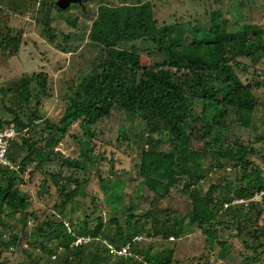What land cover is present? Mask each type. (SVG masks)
Instances as JSON below:
<instances>
[{"label":"rangeland","instance_id":"rangeland-1","mask_svg":"<svg viewBox=\"0 0 264 264\" xmlns=\"http://www.w3.org/2000/svg\"><path fill=\"white\" fill-rule=\"evenodd\" d=\"M56 2L28 0L21 9L22 1H19L17 7L21 10L15 8L16 11L0 4L1 8L11 13L9 24L24 30L19 53L10 58L0 56V87L7 89L26 75L34 78L31 84L32 98L27 109L28 113L37 110L42 117L37 120L31 133L32 141L37 146H44L45 141L41 138L47 132L46 122L58 123L74 99L84 98L90 79L118 51L128 49L139 53L141 69L136 71L139 76L149 67L164 66L170 56L159 52L158 42L164 39V33L170 26H173V30L172 35L166 38L167 44L173 43L179 49L192 47L193 42L214 38L211 31L212 14L221 9L224 18L236 24L237 29L243 30L251 24L257 26L260 32L258 43L264 45V0H84V6L72 4L66 9L59 8ZM18 11L26 13L22 15ZM48 18L50 26L47 25ZM48 29L55 34V41L49 38ZM66 36H70L69 41H66ZM259 55L257 62L253 57L237 58L241 66H235V69L239 78L252 86L256 106L251 126L241 133L236 128V136L244 146L250 145L251 151L245 159L252 162L253 167L261 169L264 181V51L260 50ZM183 72L179 71L181 80L184 79ZM38 75L46 78L45 90L36 84ZM257 81H262V86H257ZM8 103L13 105V99ZM0 106L3 107L1 99ZM206 112L197 109L194 112L192 125L200 129L204 138L200 141L195 139L194 144L200 147L204 141L215 143L217 139L218 144L226 148L229 143L224 139L229 136V131L223 130L220 125L211 131L204 130L208 122H213L214 115L222 119L223 114L220 110ZM227 114L229 124L235 117L231 106ZM93 132V136L86 135L80 121L76 122L62 142L53 149L54 154L46 165L39 167V160L35 159L24 171L19 164L28 154L27 146L22 139L15 141L13 150L17 154H14L16 164L13 170L17 173L13 175L11 172L10 176H17L14 188H18L21 196L25 197L26 205L24 209L18 210L11 208L8 202L2 203L0 199V232H3L6 240L11 235L18 237L17 245L0 250V264H47L48 255L40 246L44 236L34 235L38 233L37 230L35 233L37 228L42 227L46 234L58 230L64 224L70 233L80 224L79 230L85 232L96 228L102 219L105 224L102 232L107 236L115 230L110 223L111 218H135L140 215L141 220L148 210L160 211L161 208L184 217L181 237L178 240L171 238L176 244L172 264H264V232L259 233V239H252L251 245H262L258 247L257 259L253 258L255 251L251 247L247 249L243 244L244 238L247 239L252 231L254 234L256 230L264 228V193L252 199L256 204L250 210L249 207L243 209V224L237 229L232 224V214L226 211L228 205L223 207L218 203L220 194L224 196L229 193L226 190L233 191L245 184L241 183L242 170L234 167V160L226 159L223 163L222 159L219 165L212 161V154L203 155L204 163L210 161L213 165H208V171L198 183V189L213 198L212 208L217 213V219L230 226L224 227L218 222L211 225L210 231L216 229L214 239L210 232L204 233L200 226L190 223L189 199L177 187L162 199L142 182L139 168L143 151L149 146L147 140L157 136L148 133L147 126L142 124L138 115H129L115 109L110 117L94 126ZM167 142L166 138L159 142L157 140L160 150ZM68 161L75 162L74 167L67 165ZM70 176L83 183L82 189L80 194L60 206L58 204L63 199L61 192L67 185L66 177ZM186 181L187 176H183L179 186L182 187ZM0 183L6 186L8 182L0 178ZM73 185L68 182V188H73ZM213 185L215 187L211 191ZM157 197L160 201L155 202ZM240 202L245 201L236 199L234 203ZM249 202H245V205ZM141 222L146 223L147 228L156 224L153 218L148 223L146 219ZM138 237L135 238L137 242L134 248L130 250L126 246L128 252L123 257L124 264H142L146 259L144 253L152 244L154 251L169 246H163L162 239L150 237L146 232ZM36 238L37 243L32 245L31 241ZM86 238L78 237L75 245L88 241L90 244L87 251L95 253L97 246L102 250L106 244L103 237L100 241ZM214 240L219 245L220 242H226L230 249L220 252L225 245L215 246L212 243ZM111 253L112 257L107 264L122 263L118 258L121 256L114 249ZM53 262L60 263L57 257H53Z\"/></svg>","mask_w":264,"mask_h":264},{"label":"trees","instance_id":"trees-1","mask_svg":"<svg viewBox=\"0 0 264 264\" xmlns=\"http://www.w3.org/2000/svg\"><path fill=\"white\" fill-rule=\"evenodd\" d=\"M10 15L11 13H8L6 9L0 7V56L4 58H10L19 53L24 35L22 28L16 29L9 24ZM212 22L213 39L199 40L200 42H193L192 47L180 49L173 43H166V38L172 35L173 26L167 28L164 39L158 42V50L163 54L167 53L170 59L164 62V66L158 65L145 69L140 76L136 73L137 69H141L139 53L128 49L118 51L113 59L107 61L103 69L97 71L90 79L86 85L84 98L74 99L58 123L46 122L47 135L41 138L45 141L44 146H37V143L32 141L31 135L28 138H20L28 150V154L21 159L20 169L24 171L35 159L39 160V167L46 165L54 154L53 149L62 142L76 122L80 121L86 135L93 136L94 126L110 117L115 109H120L129 115H138L142 124L147 126L148 133H155L157 136L155 139L147 140L149 146L143 151L139 168L142 182L162 199L170 194L174 187H177L181 194L189 199L190 223L200 226L204 233L210 232L214 239L216 229L210 231L211 225L218 222L224 227L230 226L217 219V213L212 208L213 198L204 195L198 189V183L205 178L208 165L212 164L210 161L207 164L204 163L203 155L212 154L213 160H211L219 165L222 159L223 163L226 159L234 160V167L242 170L241 183L245 182V184L233 191L226 190L229 193L224 196L220 194L218 203L223 207L228 205L226 211L232 214V224L236 229L240 228L243 224V209L249 207L250 210L256 204L252 199L257 194L264 193V181L261 169L253 167V163L245 159L250 145L244 146L236 136L238 133L236 128L241 133L251 126L256 99L251 90L252 86L245 84L239 78L235 66L240 68L241 62L237 58L242 56L253 57L257 62L260 58V50L264 51V45L258 43L260 32L257 26L251 24L246 25L243 30L237 29L236 24L224 18L221 9L213 12ZM47 25L50 26V18L47 19ZM120 30H122L121 27ZM47 34L52 41H55L56 36L50 29L47 30ZM66 39L69 41L70 36H66ZM153 39L157 43L154 37ZM181 70H184L183 80L179 76ZM33 79L26 75L7 89L0 87V99L3 104L2 108L0 106V128L12 124L19 130L29 128L32 133L37 120L42 118L37 110L28 113L27 109L32 98ZM36 84L45 90L46 78L38 75ZM262 84V81L256 82L259 87ZM10 99H13V105L8 103ZM230 106L235 112V117L227 124V111ZM196 109L203 113H207L208 110H220L223 114L222 119L217 118V114L214 115L213 122H208L204 130L211 131L220 125L223 130L229 131V136L224 139L229 143L226 148L224 145H219L217 139L215 143L204 141L200 147H198L199 144H194L195 139L204 140L200 129L192 125ZM164 138L168 142L160 150L157 140L159 142ZM17 140L11 143L7 153V157L13 164H16L14 154L17 152L13 150V146ZM145 147L144 145L143 148ZM74 164L75 162H67V165L71 167H74ZM76 165H79V162H76ZM11 172L14 175L16 170L0 165V178L3 182H8L6 186L0 183L2 185L0 199L2 203L8 202L11 208L24 209L26 199L21 196L18 188H14L17 176H10ZM183 176H187V181L181 187L179 183ZM66 178L67 185L62 189L63 199L58 204L60 206H64L66 200L80 194L83 185L73 176ZM68 182L74 183L73 188H68ZM212 187L215 185L211 186V191ZM160 198L155 202L160 201ZM236 199L245 202L250 200V202L246 206L245 202L234 203ZM157 210H148L141 220H139L140 215L136 216V219L133 216H124L122 219L111 218L110 223L115 230L107 236L102 232L105 226L102 219L91 231L79 230L81 225L78 224L77 229L68 233L67 227L61 224L58 230L46 234L42 227L37 228L35 233L36 230L38 233L34 235L44 236L40 246L41 250L48 255L47 264H54L53 257L59 259V264H107L112 257V249L121 256L118 257L122 261L120 264H124L123 257L128 250L126 253L119 252L126 249V246H129L130 250L134 248V243L137 242L135 238L146 232L150 237L162 239L163 246L166 244L169 246L154 251L155 247L152 244L144 253L146 259L142 264H172L176 244L171 238L178 240L181 237V224L184 217L169 213L167 209ZM235 212L240 214L236 215ZM151 218L156 224L147 228V224L141 221L146 219L148 223ZM1 219L0 217V222H2ZM229 222L231 221L227 223ZM260 232H264V228L256 230L254 234L252 231L248 238L243 240L247 249L251 247L255 251L254 259H257L258 247L262 245H251V243L252 239H259ZM80 236L92 238L94 241H100L103 237L106 244L102 246V250L100 246H97V251L91 253V250L87 251L90 244L87 240L85 243L75 245V241ZM17 240L16 235H11L6 240L3 232H0V250L17 245ZM34 240L31 241L32 245L37 243L38 238ZM212 243L215 246L225 245L220 252H227L230 249L226 242H220L219 245L214 240Z\"/></svg>","mask_w":264,"mask_h":264},{"label":"built area","instance_id":"built-area-1","mask_svg":"<svg viewBox=\"0 0 264 264\" xmlns=\"http://www.w3.org/2000/svg\"><path fill=\"white\" fill-rule=\"evenodd\" d=\"M31 132L29 128L19 130L15 125L7 124L0 128V165L9 166L11 169L14 168V164L7 157L8 150L11 143L14 140L20 139L21 137H30ZM140 239V237H138ZM115 250V249H114ZM116 251V250H115ZM127 248L119 253H126Z\"/></svg>","mask_w":264,"mask_h":264},{"label":"crops","instance_id":"crops-1","mask_svg":"<svg viewBox=\"0 0 264 264\" xmlns=\"http://www.w3.org/2000/svg\"><path fill=\"white\" fill-rule=\"evenodd\" d=\"M19 1H22V6H21V9H22L24 2H25V1H28V0H0V4H1V5L4 4V6H10V7L13 8L12 10H15V11H16L15 8H19V7H17V4H18ZM14 3H15V6L13 5ZM0 7H1V6H0ZM19 9H20V8H19ZM21 9H20V10H21ZM16 13H17V12H16ZM18 13L24 15L26 12H25V11H20V12L18 11Z\"/></svg>","mask_w":264,"mask_h":264},{"label":"water","instance_id":"water-1","mask_svg":"<svg viewBox=\"0 0 264 264\" xmlns=\"http://www.w3.org/2000/svg\"><path fill=\"white\" fill-rule=\"evenodd\" d=\"M84 0H57L56 4L59 8L66 9L72 4H81L83 5Z\"/></svg>","mask_w":264,"mask_h":264}]
</instances>
